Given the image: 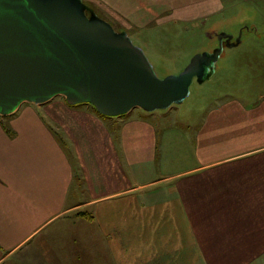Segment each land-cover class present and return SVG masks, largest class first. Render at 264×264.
I'll return each instance as SVG.
<instances>
[{"label":"crops","instance_id":"obj_1","mask_svg":"<svg viewBox=\"0 0 264 264\" xmlns=\"http://www.w3.org/2000/svg\"><path fill=\"white\" fill-rule=\"evenodd\" d=\"M188 1L199 5L179 16L212 9ZM254 35L258 57L232 64L252 86L195 76L207 93L174 114L105 116L56 95L0 115V264H264V32Z\"/></svg>","mask_w":264,"mask_h":264},{"label":"rangeland","instance_id":"obj_2","mask_svg":"<svg viewBox=\"0 0 264 264\" xmlns=\"http://www.w3.org/2000/svg\"><path fill=\"white\" fill-rule=\"evenodd\" d=\"M21 3L29 4L52 28L55 27L54 13L60 10L62 15L56 21L60 25L55 30L73 29L95 36L121 54H129L144 75L153 76L159 82L178 79L186 69L192 73L199 64L201 69L205 68V75L211 73L213 82L220 81L216 79L219 76L224 77L221 78V86L215 87L218 90L225 87L239 91L243 85L252 86L249 82L251 78L239 77L240 74L236 73L238 69L232 64L251 60L260 54L248 50L247 46L258 42L255 29L264 32V0H212V9L204 4L199 12L188 18L179 16V13L193 10L198 2L0 0V7L8 11ZM261 37L264 39V35ZM191 82L190 94L186 95L187 98L174 99L170 113L174 114L176 107L184 110V106L207 93L210 83L198 85L194 79ZM159 106L162 107L154 111L168 110L165 105ZM187 119L178 115L175 123L186 129L190 125Z\"/></svg>","mask_w":264,"mask_h":264},{"label":"water","instance_id":"obj_3","mask_svg":"<svg viewBox=\"0 0 264 264\" xmlns=\"http://www.w3.org/2000/svg\"><path fill=\"white\" fill-rule=\"evenodd\" d=\"M61 15L55 11L54 28ZM54 28L29 4L8 11L0 7V115L22 102H44L56 95L69 104L91 103L105 116L138 107L154 110L185 98L192 79L206 76L198 64L192 73L186 69L178 79L159 82L144 75L129 54L95 36Z\"/></svg>","mask_w":264,"mask_h":264},{"label":"trees","instance_id":"obj_4","mask_svg":"<svg viewBox=\"0 0 264 264\" xmlns=\"http://www.w3.org/2000/svg\"><path fill=\"white\" fill-rule=\"evenodd\" d=\"M210 75H211V73L207 74L205 77H203L202 79H200V80H201V82H202V81H204L206 78H209V77H210Z\"/></svg>","mask_w":264,"mask_h":264}]
</instances>
